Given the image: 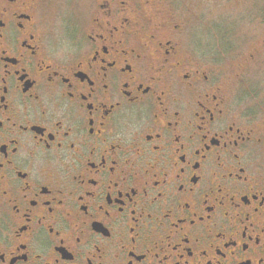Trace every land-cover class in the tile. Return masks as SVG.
Instances as JSON below:
<instances>
[{"label": "flooded vegetation", "instance_id": "obj_1", "mask_svg": "<svg viewBox=\"0 0 264 264\" xmlns=\"http://www.w3.org/2000/svg\"><path fill=\"white\" fill-rule=\"evenodd\" d=\"M187 1L0 0V264H264V33Z\"/></svg>", "mask_w": 264, "mask_h": 264}, {"label": "rangeland", "instance_id": "obj_2", "mask_svg": "<svg viewBox=\"0 0 264 264\" xmlns=\"http://www.w3.org/2000/svg\"><path fill=\"white\" fill-rule=\"evenodd\" d=\"M185 8L197 14L192 17L188 13L194 27L205 31L214 47L221 46L220 32L264 33V0H188ZM207 22L209 32L204 28Z\"/></svg>", "mask_w": 264, "mask_h": 264}]
</instances>
